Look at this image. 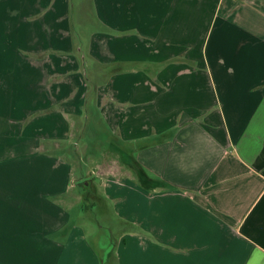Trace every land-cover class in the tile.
Instances as JSON below:
<instances>
[{
	"label": "crops",
	"instance_id": "0c3cea01",
	"mask_svg": "<svg viewBox=\"0 0 264 264\" xmlns=\"http://www.w3.org/2000/svg\"><path fill=\"white\" fill-rule=\"evenodd\" d=\"M90 1L80 47L71 0H0V264H264V0ZM94 112L115 157L75 176ZM80 186L128 215L106 254Z\"/></svg>",
	"mask_w": 264,
	"mask_h": 264
},
{
	"label": "rangeland",
	"instance_id": "374dc122",
	"mask_svg": "<svg viewBox=\"0 0 264 264\" xmlns=\"http://www.w3.org/2000/svg\"><path fill=\"white\" fill-rule=\"evenodd\" d=\"M71 2L74 6L72 8L73 20L76 21V24L73 21L74 28L79 26L77 33L80 47H83L82 45H85V43L87 44L93 34H113V30L107 27L105 21L104 23L97 20L95 12L90 6L92 4L90 0H71ZM78 9L82 10L83 17L82 20L79 18L77 21L76 13ZM78 15H80V12H78ZM134 32L135 30L127 31V33ZM82 53L87 54L84 49ZM84 59L89 60L91 58L87 54ZM88 66L91 67L90 64ZM98 80L99 82L104 80L103 73L99 72ZM90 116L85 134L83 133L76 139L72 138V146L67 150L69 159L73 160V174L75 176L82 174L89 178L95 169V161L105 164L115 157L110 152L111 147H113V140L107 127L96 112ZM54 154L58 155L57 153ZM106 169L107 167H105ZM79 189L84 192L83 200L79 205L82 206V210L81 207L69 210L71 221L75 219L78 223H81V225H78L84 233L86 231V239L97 242V246L103 247L102 251L106 254L107 250L111 249L112 242L121 237L124 227L128 225L129 220H125L128 215L125 216L122 205L116 204L115 200H109L103 197L102 194L100 197L94 196L91 190L81 188V186Z\"/></svg>",
	"mask_w": 264,
	"mask_h": 264
}]
</instances>
